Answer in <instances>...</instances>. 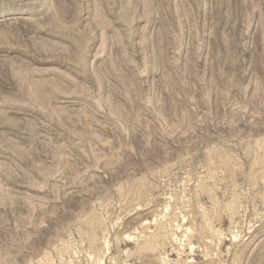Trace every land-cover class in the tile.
I'll return each instance as SVG.
<instances>
[{"label":"rangeland","instance_id":"obj_1","mask_svg":"<svg viewBox=\"0 0 264 264\" xmlns=\"http://www.w3.org/2000/svg\"><path fill=\"white\" fill-rule=\"evenodd\" d=\"M0 264H264V0H0Z\"/></svg>","mask_w":264,"mask_h":264}]
</instances>
